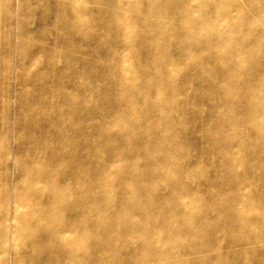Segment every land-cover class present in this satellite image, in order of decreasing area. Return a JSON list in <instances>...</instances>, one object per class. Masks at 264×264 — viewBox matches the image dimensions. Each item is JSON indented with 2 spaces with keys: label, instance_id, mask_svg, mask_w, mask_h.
I'll return each instance as SVG.
<instances>
[{
  "label": "rangeland",
  "instance_id": "rangeland-1",
  "mask_svg": "<svg viewBox=\"0 0 264 264\" xmlns=\"http://www.w3.org/2000/svg\"><path fill=\"white\" fill-rule=\"evenodd\" d=\"M218 7L231 38L216 44L192 20ZM263 15L264 0H0V193L35 163L46 200L51 176L68 195L74 176V264H161L146 234L172 226L189 263L264 264L260 226L251 245L219 228L264 206V136L242 118L264 81ZM40 246L18 256L37 264ZM56 250L43 264H73Z\"/></svg>",
  "mask_w": 264,
  "mask_h": 264
},
{
  "label": "bare ground",
  "instance_id": "bare-ground-1",
  "mask_svg": "<svg viewBox=\"0 0 264 264\" xmlns=\"http://www.w3.org/2000/svg\"><path fill=\"white\" fill-rule=\"evenodd\" d=\"M195 0H192L194 2ZM138 4L135 5L137 7ZM223 8H217L210 14L203 12L199 13L197 21H193L198 29L192 33L207 34L213 36L218 43L228 42L231 38V31L219 25ZM122 10V8H120ZM214 14V19H211ZM155 16H159V12H155ZM264 17V15H263ZM130 29V26H128ZM127 27H125L128 32ZM196 33V34H197ZM245 36H243L244 38ZM259 39H264V33H261ZM196 44H204L212 46L213 43L208 39H197ZM252 47H247V50ZM246 49L240 48L237 52L238 56L243 55ZM206 66V65H205ZM242 118L256 123L255 133L264 136V81L252 88V93L249 96V103L244 109ZM259 124V125H258ZM258 125V126H257ZM12 156V155H11ZM172 162V161H171ZM170 162V163H171ZM38 171L39 165L32 164L26 171L25 175L18 180L16 192L3 195L0 193V264H25L26 255L20 254L22 247L32 248L33 243L40 244V248L44 251V255L37 259V264H43L47 259H52L56 254V244L65 247L67 253L61 254L65 261L74 264V255L78 253L84 245V234L74 235V176L71 179L70 185H73L72 194L68 195L66 189L60 185V181L56 177L51 176L47 181V186L52 187L53 190L48 194L49 200L45 199L43 193V183L41 175H32V171ZM178 178L177 175H173ZM241 188L240 198L246 200L248 194ZM67 194V195H66ZM122 199L121 203H125ZM66 204L64 209L67 213L72 210L65 223V217L58 214L60 204ZM120 203V204H121ZM68 208V210H67ZM188 209V207H186ZM235 214L237 221L233 225L221 224L219 228L237 229L242 238L246 240L248 245H251V236L253 230L258 226L264 230V206H257L251 202L241 203L237 207L231 209ZM250 213H252L250 215ZM189 222L193 221V215H188ZM15 222V223H14ZM64 225V226H63ZM172 234L166 239L155 235L150 242L147 239L146 244L152 246L153 243L158 248V257L161 264H188L189 262L183 259V255L176 249L174 241L181 237L177 228L172 226ZM260 234V233H259ZM258 234V235H259ZM260 237H264L261 235ZM198 245H191L197 247ZM75 247V248H74ZM69 250V251H68ZM144 255V254H143ZM132 258L133 256L130 255ZM145 258H147L144 255ZM7 260V261H6ZM131 261V258H128ZM210 264H223L221 256H217L210 260ZM247 261V262H246ZM251 264L250 257L245 256L243 264ZM65 264V263H62ZM193 264V263H189Z\"/></svg>",
  "mask_w": 264,
  "mask_h": 264
}]
</instances>
